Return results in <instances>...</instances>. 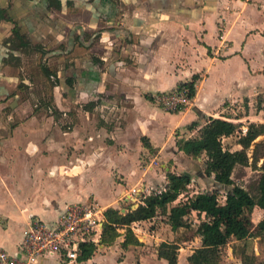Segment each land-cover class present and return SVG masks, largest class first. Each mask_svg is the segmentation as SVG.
<instances>
[{"label": "crops", "instance_id": "crops-1", "mask_svg": "<svg viewBox=\"0 0 264 264\" xmlns=\"http://www.w3.org/2000/svg\"><path fill=\"white\" fill-rule=\"evenodd\" d=\"M263 68L264 0H0V248L17 253L32 219L53 222L68 204L92 200L103 220L104 209L137 186L146 156L145 169L160 158L170 172L179 157L192 158L177 141L210 117L242 120L245 113L230 110L248 107L252 94L264 111ZM194 75L195 92L181 109L157 102L156 94ZM36 77L52 85L46 112L26 93ZM156 218L130 224L140 243L98 239L106 249L87 259L54 253L48 262L168 264L157 246L175 232ZM138 224H156L143 232L158 240L152 247ZM188 241L179 243L176 264H190L201 243L199 235L193 247L183 246ZM224 251V264H242L232 245Z\"/></svg>", "mask_w": 264, "mask_h": 264}, {"label": "trees", "instance_id": "trees-1", "mask_svg": "<svg viewBox=\"0 0 264 264\" xmlns=\"http://www.w3.org/2000/svg\"><path fill=\"white\" fill-rule=\"evenodd\" d=\"M48 1L49 4L59 5V0ZM42 68L44 74L50 76L51 70L47 66ZM196 78L194 75L190 80L179 82L177 89L186 88L187 96L192 97ZM148 97L152 98L149 95ZM261 101L262 98L257 97L258 107ZM239 126L238 121L210 117L198 128L196 135L177 141L178 147L187 154L192 156L206 154L205 171L212 174L214 181L225 188L223 203L219 202L216 191L204 190L196 193L191 201L172 205L167 210V204L190 181V174L187 171L177 174L169 172L166 185L156 192L145 195L135 208H131L129 202L123 201L120 207L108 206L104 209L101 241L111 242L117 235V228L125 227L122 245L140 243L130 224L136 220L150 218L161 210L163 218L169 222L175 233L172 241H161L158 244L157 255L164 257L168 264H176L179 243L187 239L186 229L189 227V221L186 215L190 211H195L200 218L196 233L200 236L201 243L187 256L190 264H216L221 258L222 248L227 245L229 239H235L236 243H232L233 253L240 258L242 264H264V259H258L252 247L249 250L246 243V239L250 237H257L261 243L264 242V215L253 229L249 226V214L254 205L264 208V165L255 193L235 183L231 175L236 163L247 160L243 149L247 148L258 135L264 134V123H248L246 131L237 140L241 148L231 150L224 147L221 138L231 135ZM122 207L125 211H121ZM94 247L93 242H81L77 259L89 258Z\"/></svg>", "mask_w": 264, "mask_h": 264}, {"label": "rangeland", "instance_id": "rangeland-1", "mask_svg": "<svg viewBox=\"0 0 264 264\" xmlns=\"http://www.w3.org/2000/svg\"><path fill=\"white\" fill-rule=\"evenodd\" d=\"M36 71V73H40L38 68L33 69V73ZM39 77V76H38ZM36 77L34 79V82L31 84V87L28 88L26 90V93L29 95V97L32 100V104L33 102H36L38 107H40L38 109V111L40 112H46L48 110H50L51 107V89H52V85L50 80L46 79L45 77H40L38 78ZM263 93L264 94V90L262 92H259V95ZM256 95L258 94H252V96L250 97V104H248V107H244L243 105L240 106V103H235V106L233 108V110L231 111V114L233 117H238L242 114H246L247 117L242 118V120H235L240 122V126L234 131V133H232L229 136H223L221 138V142L222 145L224 147H228L231 150H235V149H239L241 148V144H239L237 142L238 137L244 133L247 129V125L249 122H255V123H264V111L261 109H259L260 107L257 106V101ZM157 102L162 105L163 107H165L163 104H161L158 100ZM166 108V107H165ZM167 109V108H166ZM73 120H78L77 118H73ZM246 153V158L247 160H243V162L240 163H236V165L234 166L233 170H232V178L234 180L235 183L242 185L244 188H246L247 190H249L251 193H255L256 192V186H257V181L259 179V176L262 172V165H264V134H260L258 135L252 142L251 144L243 149ZM160 158H158V162L156 163V160H154L152 162V165H154V168L151 169H145V165L150 162L149 159V155L145 157V159L140 163L139 168L142 169L140 171V177H137V179H135L134 183L136 182V187H139L141 185V183H148L147 185H144L145 189L143 191H141L137 197L133 200V199H125L124 196H122L121 199H119V206L123 205V201H127L129 202L131 208H135L140 202H142L141 200L143 199V197L149 193L152 192H156L160 189H162L167 181H168V171H165V167L164 165L161 164V162L163 160H159ZM190 159V160H187ZM182 158L179 157L178 162H174V164L172 165V168L170 169V173H182L183 171H187L190 174V181L189 183H187L186 185H184L179 193L174 197V199H172L168 204L166 209L169 206L175 205V204H181V203H185L188 201H191L192 197L200 192V191H204V190H210V191H216L217 192V197L220 203H223L224 199H225V188L223 185H219L217 184L214 179L212 174H208L205 171V164L204 161L206 159V154L205 153H201L197 156H192V158ZM174 159L171 158V162ZM145 169V170H144ZM152 170V171H151ZM173 171V172H171ZM133 175H136L135 172H132ZM129 178V177H128ZM122 184L125 186H130L131 184L129 182H127L126 180H122ZM124 187V186H123ZM90 202V203H89ZM89 204L92 203V200L88 201ZM92 205V204H91ZM134 205V206H133ZM123 209V210H122ZM121 211H125V209L122 207ZM97 215V214H96ZM99 217L102 216L100 215L99 212ZM264 215V208H262L259 205H254L252 212L249 214L250 217V223L249 226L251 227V229L254 228L255 224L257 223V221L259 219H261V217ZM104 216H103V220L102 221V225H101V230H100V238H99V243H101V232H102V226H103V221H104ZM156 222L155 223H159L161 225V222L165 221V219L163 218V213L161 210H159L158 213V218H156ZM186 219L189 224V227H187L186 232H187V239L189 240L187 244H183L184 247L189 246L193 247L194 246V241H195V236H197L198 234L196 233V229L198 224L200 223V218L196 215L195 211H190L188 212V214L186 215ZM165 223V222H164ZM156 224H148L147 227H142L143 224H138L135 225V227H139L136 231V233L140 236V239H145L144 241V245L146 244V246H149L154 244V242L158 241H154L151 240L153 242L150 243V241H148L147 237L143 235V232H150L151 228L150 227H154ZM159 225V227H160ZM153 229H156V227H154ZM160 229V228H159ZM126 230L124 227H118L117 228V235L116 237L109 243H104L105 245L111 244L113 245V247H115L117 244H119L121 242V239H123L125 236ZM159 232L161 234H159V236H163L166 238V229H160ZM89 237H93L94 236V232L90 231L89 232ZM156 235H154L155 237ZM97 237V236H96ZM90 242H93L92 240H87ZM96 242H93L94 244V248L96 251H104L106 248L100 246L98 248L97 242L98 240H95ZM193 241V243H192ZM233 239H229L228 244L232 245L233 243ZM236 243V242H234ZM239 243V242H238ZM246 243L249 245V250L250 247H252L254 253L257 255L258 259H264V242H260L258 240L257 237H250L246 239ZM240 244V243H239ZM238 244V245H239ZM191 245V246H190ZM226 247V245H225ZM224 248H222L223 252L221 255V258L217 261L216 264H224V259H225V251ZM98 248V249H97ZM132 248V245L131 247ZM144 248H146L144 246ZM137 249H140L141 251H143L139 246L137 247ZM182 249H178V252H182ZM97 254V253H96ZM124 256L123 252L119 250V252H116V257L117 258H122ZM78 260V259H77ZM233 262V260H231ZM231 263V262H228Z\"/></svg>", "mask_w": 264, "mask_h": 264}, {"label": "built area", "instance_id": "built-area-1", "mask_svg": "<svg viewBox=\"0 0 264 264\" xmlns=\"http://www.w3.org/2000/svg\"><path fill=\"white\" fill-rule=\"evenodd\" d=\"M155 97L170 111L178 110L190 99L186 88L160 92ZM143 190L133 187L124 198L134 200ZM99 212L89 203H72L53 222L39 217L32 219L23 232L17 253L0 248V264H62L48 262L47 257L54 253L59 254L60 261L77 260L81 242H96L100 238ZM90 231L94 232L93 237H89Z\"/></svg>", "mask_w": 264, "mask_h": 264}]
</instances>
